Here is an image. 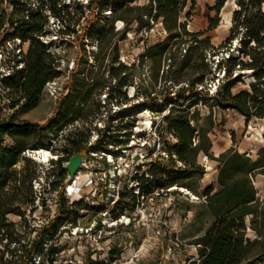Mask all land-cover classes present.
I'll list each match as a JSON object with an SVG mask.
<instances>
[{"label": "trees", "instance_id": "trees-1", "mask_svg": "<svg viewBox=\"0 0 264 264\" xmlns=\"http://www.w3.org/2000/svg\"><path fill=\"white\" fill-rule=\"evenodd\" d=\"M65 1L0 0V62L11 46L8 61L3 62L9 71L0 77V264H53L62 251L60 246L56 247L55 238L77 226L81 211L101 209L83 199L71 202L65 195L68 174L64 164L75 154L84 157L91 156L90 153H118L112 148L119 144L120 149L121 145L126 146L130 135L128 132L127 138L114 137V123L132 106L157 114L166 111L156 131L162 135V151L167 160L158 158L145 169L137 165L130 178L135 187L121 186L118 199L109 210L111 217L119 218L123 207L132 208L139 197H146L155 189L167 195L180 194L173 187L193 191L189 181L205 173L198 162L203 154L216 163V184L209 185L202 195V204L212 222L201 236L193 239L196 259L188 264L262 262L264 202L258 196L254 178L264 176V146L258 150L256 159L233 146L215 156L210 153L209 133L214 125V108L235 111L246 122L264 121V0H235L238 9L233 12L228 37L217 46L206 33L218 26L217 16L227 0H214L211 10L216 16L209 19L206 31L196 32L187 30L186 21H181L183 14L185 18L190 16V11H184L189 3L190 9L193 8V0H146L144 5L136 4L137 0L78 3L79 19L84 17L85 10L91 14L86 20L88 29L84 37L97 43L98 49L93 54L98 62L96 72L88 70L77 87L76 77L71 78L45 124L19 121L18 115L36 108L46 84L61 74L59 60L41 37L49 17L59 22L62 28L57 32L63 34L68 32L72 19L75 23L80 21L73 18L71 5ZM119 21L123 24L121 29L114 27ZM158 22L166 35L154 44L143 41L137 68L148 63L154 84L159 81L162 88L141 89L138 83L134 85L135 64L119 60L118 40H124L126 32L139 34ZM108 35L119 39L111 41L106 39ZM82 52L86 56L85 47ZM106 58H111V62L104 64ZM102 68H108L110 79L119 90L134 86L140 101L126 105L130 99L120 91L118 97L105 96L109 102L114 99L126 106L112 112L103 126L97 129L94 126L92 130L81 117L91 112L87 103L92 93L98 91L101 95L104 89L107 81L100 82L96 77ZM238 84H246L247 89L233 92ZM198 106L208 110L203 118ZM100 107L103 106L97 103L93 111ZM78 121L82 128L74 125ZM135 121L133 116L125 123L128 131ZM70 126L74 129L63 133ZM92 134L96 138L90 143ZM58 138L63 143L55 145ZM41 148L56 158L44 164L25 155L26 151ZM44 166L49 175L43 178ZM38 177L42 184L36 190L34 183ZM40 189L55 193V210L52 217L36 224L34 218L28 217L37 208L42 212L48 209ZM9 215L18 216L22 224L11 221ZM95 223L100 228L99 220ZM248 229L254 238L247 235Z\"/></svg>", "mask_w": 264, "mask_h": 264}, {"label": "rangeland", "instance_id": "rangeland-1", "mask_svg": "<svg viewBox=\"0 0 264 264\" xmlns=\"http://www.w3.org/2000/svg\"><path fill=\"white\" fill-rule=\"evenodd\" d=\"M86 1H65L66 4L71 5L70 11L74 14L73 18L79 16L80 11L77 4L84 5ZM136 4L144 5L146 0H137ZM190 5L189 3L184 11V13L190 11V16L185 18L183 14L181 21H186V29L189 31H206L209 19L216 16L215 11L211 10L214 0H193L192 9H190ZM262 8L264 11V3ZM236 9L238 8L235 0H227L217 16L218 26L206 33L214 45H219L228 37L233 12ZM90 16V12L85 10L84 17L81 19L78 17L80 21L75 23L73 19L71 20L68 32L64 34L57 32L62 28L59 22L49 17L41 39L47 46L49 45L48 47L59 60L61 74L46 84L36 108L18 115L19 121L45 124L53 115L65 86L70 85L71 78L76 77L74 85L77 87L83 81L84 75H87L88 70L92 69L93 73L96 72L98 62L93 58V54L98 49L97 43L96 41H86L84 37L86 29H88L86 20L90 19ZM101 23L104 24L103 19H101ZM122 25L116 22L114 27L121 29ZM105 27L107 29L108 25ZM145 31L137 34L131 30L126 32L124 40H118L119 60L128 65L135 64L134 85L138 83L139 86L141 85V89L158 91L162 88V84L159 81L154 84V78L148 71V63L138 68L137 65L139 55L143 51V41L154 44L164 38L166 34L160 22L153 24ZM106 39L114 41L119 38L108 35ZM24 47L26 48V45ZM83 47L86 49V56L82 52ZM10 50L11 46H8V51ZM8 51H5V56L0 62V77L1 74L5 75L9 71L6 67L7 64L3 65L4 60L8 61L10 55ZM110 62L111 58L104 60V64ZM12 64L10 63V65ZM107 69L102 68L96 74L100 82H107L101 95L98 91L92 93L90 101L87 103L91 107V112L81 117V121L90 124L92 130H94V126H96L95 129L103 126V121L113 111L129 104L135 105L140 101L134 86L123 87L120 90L116 88V82L110 79ZM248 75L249 73L246 72L244 78L246 82L249 80ZM242 89H247V85L238 84L233 92ZM119 91L120 93L124 92L130 99L126 105L117 104L114 99L109 102L105 97L109 94L113 98L118 97ZM211 91L214 92V89ZM65 94L66 91L63 95ZM97 103L103 107L93 111ZM198 107L203 118L207 115L208 110L206 107ZM165 113V110L162 111V114H157L150 110L135 109L132 106L129 112L124 113L121 119L115 121L116 130L112 134L119 138L126 137V133L129 132L130 136L126 137L128 139L126 146L121 145V149L119 148L120 144L113 147L112 149L118 153H106L104 159L101 158L102 152L93 153L94 157L84 156V166L78 173L76 184L72 185V187H77L76 192L68 198L70 197V200L83 199L95 206L101 205L100 201H103L105 208L81 211L77 226L70 227L69 231L63 232L55 238L56 247L60 246L62 251L56 256L53 264H90V261L93 262L92 264H188L189 261L196 259V248L192 241L201 236L212 222V218L202 204V195L209 185L216 184L217 175L216 163L203 154L198 157V162L203 166L205 173L202 177L196 176L189 181L193 191L175 187L172 189H177L180 194L167 195L163 193V190L155 189L146 197H139V201L132 208L123 207L122 217L113 219L109 213V210L115 205L110 204L113 198L110 199L108 196V193L112 194L111 188L116 190L119 187L120 190L121 186L126 184L127 189H131V187L134 189L135 184L130 178L136 172L137 165H141L145 169L149 162L156 161L158 158L163 159L164 157L167 160V155L161 151L163 148L162 135L159 136L156 131V127ZM133 116L136 119L135 126L128 131L125 123L130 121ZM212 119L214 125L209 133L212 143L210 153L217 156L233 146L239 152H246L252 159H256L258 150L264 146V121L252 119L246 122L235 111L218 108L213 109ZM81 121L74 125L82 128ZM71 127H68L63 133L74 129ZM166 139L169 137L167 136ZM94 140L95 134H92L90 143ZM55 143V145H59L63 141L59 139ZM49 155L52 156L51 158H56L52 153H47L45 158L41 156V153L35 154V158L46 164V160L50 159ZM45 168L46 166L43 167L41 173L43 178L45 175H49ZM254 184L258 190L259 198L264 202V176L256 175ZM40 192L41 199H46L48 209L42 212L40 208H37L32 217H28V219L34 218L36 224L52 217L55 210V193L47 190L44 192L43 189H40ZM104 210L106 212L102 213ZM116 211H120V208H117ZM8 218L22 224L18 216L9 215ZM96 220H99L100 228L98 229L95 225ZM247 235L254 238V234L249 229ZM257 264H264V260Z\"/></svg>", "mask_w": 264, "mask_h": 264}, {"label": "built area", "instance_id": "built-area-1", "mask_svg": "<svg viewBox=\"0 0 264 264\" xmlns=\"http://www.w3.org/2000/svg\"><path fill=\"white\" fill-rule=\"evenodd\" d=\"M118 28V27H117ZM119 29V28H118ZM145 31V30H144ZM164 31V30H163ZM165 32V31H164ZM145 33H147L146 31H145ZM17 43H19V41L17 40ZM23 49H24V47H23ZM16 52H19V49H17L16 50ZM116 111V110H115ZM115 111H113V112H115ZM96 138V137H95ZM159 138V137H158ZM162 151V150H161ZM38 151H26L25 152V155L26 156H28V157H30V158H32L33 160H35V161H37V162H39V163H42V161L40 162V160L39 159H37V158H35V154H39V153H37ZM49 154H51L50 153V151H47ZM163 152V151H162ZM96 154H98V153H96ZM102 154V157L101 158H103V157H105L106 156V154L105 153H101ZM163 154L164 155H166L165 154V152H163ZM90 155L92 156V157H94L95 156V154H93V153H90ZM50 156V158L52 157L51 155H49ZM56 157V156H55ZM87 157V156H86ZM85 157H83V161H82V163H81V166H80V170H81V168L84 166V163H85ZM104 159V158H103ZM48 160L49 159H47L46 160V162H48ZM67 163V162H66ZM66 163L64 164V168H65V165H66ZM80 170L78 171V173L80 172ZM78 173L76 174V176L70 181V179H69V177H67V179H66V184H65V195L68 197V196H70L71 194H73V193H75L76 191V188L77 187H73V189H72V191H69L68 190V186L69 185H73L74 183L76 184V180H77V178H78ZM38 181H35V183H34V188L36 189V190H38L39 188H40V186H41V184H42V179H41V177H38V179H37ZM118 181H119V179H117ZM90 181H92V180H90ZM111 195H110V193H108V196H109V198L111 199V198H113L112 200H111V202H110V204L111 205H113V204H115V202L117 201V199H118V192H119V187L118 188H116V190H115V188H111ZM135 193H137V190H136V192ZM69 199H71L70 197H69ZM109 199V200H110ZM76 200H80V199H76ZM108 200V201H109ZM71 202L72 201H75V199H73V200H70ZM101 203V205H97V206H101V208H102V206L104 205V202L103 201H100ZM89 204V203H88ZM90 205V204H89ZM90 206H95L94 204L93 205H90ZM104 212H106V210H104L102 213H104ZM122 217V216H121ZM128 218H130V216L128 215Z\"/></svg>", "mask_w": 264, "mask_h": 264}, {"label": "water", "instance_id": "water-1", "mask_svg": "<svg viewBox=\"0 0 264 264\" xmlns=\"http://www.w3.org/2000/svg\"><path fill=\"white\" fill-rule=\"evenodd\" d=\"M82 161L83 157L78 154H75L69 158L68 162L65 165V170L68 174L70 181L76 176V174L80 170Z\"/></svg>", "mask_w": 264, "mask_h": 264}, {"label": "bare ground", "instance_id": "bare-ground-1", "mask_svg": "<svg viewBox=\"0 0 264 264\" xmlns=\"http://www.w3.org/2000/svg\"><path fill=\"white\" fill-rule=\"evenodd\" d=\"M118 24H121V25H122V23H121L120 21L118 22ZM145 112H146V111H145ZM36 151H38L37 153H41V156H42L43 158H45V157L47 156V153H48L46 150H42V149H41V150H36ZM173 188H175V187H173ZM72 189H73V187H72L71 185H69V186H68V190H69V191H72ZM182 190H183V189H182Z\"/></svg>", "mask_w": 264, "mask_h": 264}]
</instances>
